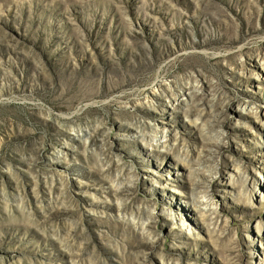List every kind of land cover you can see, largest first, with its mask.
Here are the masks:
<instances>
[{
	"label": "rangeland",
	"instance_id": "1",
	"mask_svg": "<svg viewBox=\"0 0 264 264\" xmlns=\"http://www.w3.org/2000/svg\"><path fill=\"white\" fill-rule=\"evenodd\" d=\"M0 264H264V0H0Z\"/></svg>",
	"mask_w": 264,
	"mask_h": 264
},
{
	"label": "bare ground",
	"instance_id": "2",
	"mask_svg": "<svg viewBox=\"0 0 264 264\" xmlns=\"http://www.w3.org/2000/svg\"><path fill=\"white\" fill-rule=\"evenodd\" d=\"M259 193V192H258Z\"/></svg>",
	"mask_w": 264,
	"mask_h": 264
}]
</instances>
